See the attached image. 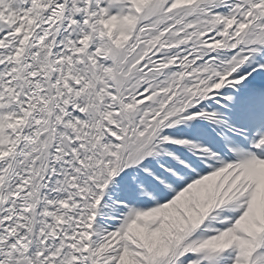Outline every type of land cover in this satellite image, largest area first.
<instances>
[{"label":"snow or ice","instance_id":"1","mask_svg":"<svg viewBox=\"0 0 264 264\" xmlns=\"http://www.w3.org/2000/svg\"><path fill=\"white\" fill-rule=\"evenodd\" d=\"M0 264H264V0H0Z\"/></svg>","mask_w":264,"mask_h":264}]
</instances>
